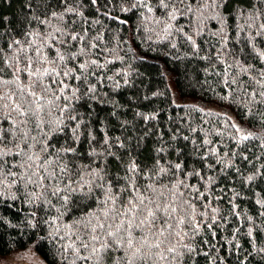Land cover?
Segmentation results:
<instances>
[{
	"label": "snow or ice",
	"instance_id": "1",
	"mask_svg": "<svg viewBox=\"0 0 264 264\" xmlns=\"http://www.w3.org/2000/svg\"><path fill=\"white\" fill-rule=\"evenodd\" d=\"M25 8L20 38L0 17V210L24 206L16 224L0 211V225L46 226L34 246L54 244L59 264H264V197L253 216L242 215L241 191L216 194L233 175L241 188L264 180V164L247 175L239 166L252 163L247 142L264 150V135L253 131L264 126V47L256 43L264 44V0H27ZM130 12L158 25L166 47L182 40L193 58L224 65H205L220 77L218 93L205 77L186 85L200 97H165L186 116L209 119L193 126L185 115L169 117L165 131L159 109L133 110L165 92L142 93L133 108L117 98L132 81L123 71L108 75L115 49L102 46L94 26L103 27L100 17L124 25L119 13ZM209 29L216 43L201 55L197 40ZM148 40L135 53L144 64L154 59ZM252 54L260 66L247 62ZM129 111L133 118H122Z\"/></svg>",
	"mask_w": 264,
	"mask_h": 264
},
{
	"label": "trees",
	"instance_id": "2",
	"mask_svg": "<svg viewBox=\"0 0 264 264\" xmlns=\"http://www.w3.org/2000/svg\"><path fill=\"white\" fill-rule=\"evenodd\" d=\"M26 3L27 0H0V17L9 18L11 26L7 28V31L11 34H15L16 38H20L19 34L25 31L27 24L26 17L29 15L25 8ZM117 13L118 8L114 10L113 14ZM119 15L122 19L127 20L126 24L117 25L100 17L103 27L100 25L94 27L103 34L102 46L106 44L108 48L115 49L110 57H108L107 52L104 53L106 57L117 61L115 64L108 65L110 69L108 75H115L116 72L123 71L129 74L128 78L132 81L131 86L119 90L117 98L122 104L133 108V106L138 103L136 97L140 96L142 93H150L153 90L165 92V96L154 98L151 105H149L148 102L139 103L138 107H135L133 110L152 112L155 109H159V122L161 127L166 131L167 126L172 123V121L168 119L169 117L174 121L179 119L181 115L186 116L185 112H181L179 109L169 106L165 97H167L170 92H182L185 98H198L203 95L200 88L197 87L193 90L186 85L197 78L203 80L205 77L209 84L215 89V92H219L220 89L217 81L220 77L206 74L205 65L207 64L211 71H222L224 65H219L217 63L215 68H213V64L198 58H193L190 46L185 44L182 40L175 41L177 43L176 49L166 47L167 41L163 39L164 34L160 27L151 21L142 19L139 12L119 13ZM237 22L243 23V20L238 19ZM182 23H184V21H182ZM148 29H155V31L149 32ZM157 33H159V35H157ZM235 35L241 37L244 33L237 30ZM149 36L152 37L151 47L154 49L149 55L153 56L154 59L144 64L137 58L135 53L141 50L147 51L150 44L148 40ZM156 41L160 42L156 43ZM197 42L201 44L202 51L200 54L204 55L211 48V45L216 43V38L211 37V29H209V31L205 32L204 36L198 38ZM256 43L259 47H264V44H261L259 40H257ZM3 44L4 40H0V46ZM229 46H232L231 43ZM239 47L240 45H237V48ZM120 57H123V62L120 61ZM247 62L260 66V62L254 54L247 57ZM165 67L168 69V76L163 75ZM116 79H120L121 83H123L120 77H116ZM169 85H171V87H167ZM207 87L208 85H205V88ZM208 97L214 99V94L208 92ZM130 98L132 100L131 104L129 103ZM201 117H203V119H209V117L204 116V114L197 113L186 116V119L190 120L193 126H196L200 122ZM122 118L131 120L133 118V111H129L126 116ZM240 120L242 123L244 122L242 116ZM253 131L256 132L257 135H264V126L257 124ZM115 134H120L118 126ZM212 138L216 139L215 137ZM247 143L249 150L245 151L244 154L249 156L252 163L246 162L239 165L246 175L252 173L253 165L259 167L261 164H264V159H256L258 156H264V150L258 146L259 142L251 141ZM150 145L151 141H149V146ZM144 155H148L147 149ZM240 184L241 181L233 175L228 184L218 185L216 194L221 195L219 188H234L241 191L244 198L238 200L237 203L240 205L242 215L247 214L255 216L259 209L255 201L264 197V180L257 179L251 186H246L244 188H241ZM232 194L233 193L229 191L227 196L231 197ZM17 207L23 208L24 206H14L10 211L0 210L7 216L11 224L17 223ZM221 207L227 208L228 205L226 202L222 201ZM44 214L43 211L38 212V215L42 216ZM52 215H55L54 211ZM229 227H235V224H230ZM46 230V226H42L41 231L37 233L35 230L26 227L13 229L10 226L0 225V255L32 246L47 264H59V257L54 244L45 242L41 243L38 247L34 246L38 236L46 234ZM225 235L227 236L228 234L225 233ZM239 242L247 247V245L244 244L243 238H241ZM198 264H205L203 257L199 258ZM231 264H235V257L232 258ZM253 264H255V261H253Z\"/></svg>",
	"mask_w": 264,
	"mask_h": 264
},
{
	"label": "rangeland",
	"instance_id": "3",
	"mask_svg": "<svg viewBox=\"0 0 264 264\" xmlns=\"http://www.w3.org/2000/svg\"><path fill=\"white\" fill-rule=\"evenodd\" d=\"M32 248L33 253H28ZM0 264H47L32 246L0 255Z\"/></svg>",
	"mask_w": 264,
	"mask_h": 264
}]
</instances>
